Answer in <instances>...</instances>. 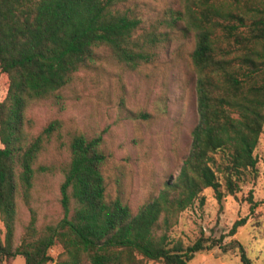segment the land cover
Returning a JSON list of instances; mask_svg holds the SVG:
<instances>
[{"label": "trees", "instance_id": "trees-1", "mask_svg": "<svg viewBox=\"0 0 264 264\" xmlns=\"http://www.w3.org/2000/svg\"><path fill=\"white\" fill-rule=\"evenodd\" d=\"M128 1L0 0V264L17 256L25 264H188L214 248L256 264L236 240L202 234L184 246L169 231L196 200L202 204L204 190L220 204L260 177L254 151L264 128V0H174L148 25ZM174 35L192 39L196 75L197 123L178 173L133 210L107 193L101 136L75 133L61 170V218L38 226L32 193L40 176L55 171L38 161L60 123L32 133L29 105L60 100L73 77L95 65L99 49L136 70L152 64ZM19 201L30 219L17 243ZM244 201L249 216L264 203L251 191ZM247 219L236 220L226 237Z\"/></svg>", "mask_w": 264, "mask_h": 264}, {"label": "rangeland", "instance_id": "rangeland-1", "mask_svg": "<svg viewBox=\"0 0 264 264\" xmlns=\"http://www.w3.org/2000/svg\"><path fill=\"white\" fill-rule=\"evenodd\" d=\"M174 3V0H129L127 4L136 9L148 25ZM192 50L191 38L174 35L160 48L152 64L129 70L114 61L106 50L99 49L95 65L79 71L61 91L60 100L29 105L27 113L33 121L32 133H39L50 121L60 123L59 136L54 135L38 161L55 170L51 175L40 176L32 193L31 206L36 211L38 226L61 218L58 204L61 170L68 162V143L75 133L101 136L107 157L102 168L107 193L111 198L120 195L133 210L178 173L188 155L191 131L197 123ZM5 87V78L0 74V100ZM254 155L260 171L255 183H247L220 204L211 189L204 190L202 204L196 200L180 214L177 224L169 231L170 237L182 240L187 246L202 234L211 239L224 236L222 244L236 240L253 262L264 263V203L249 216L244 201L249 191L254 201L264 199V128ZM244 217L248 218L245 225L238 228L234 236L226 237L232 224ZM29 219V211L19 201L17 243ZM58 252L60 249L55 247L51 254L56 256ZM12 264L25 263L17 256ZM188 264L241 263L237 250L222 253L214 248L196 253Z\"/></svg>", "mask_w": 264, "mask_h": 264}]
</instances>
